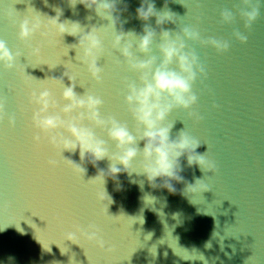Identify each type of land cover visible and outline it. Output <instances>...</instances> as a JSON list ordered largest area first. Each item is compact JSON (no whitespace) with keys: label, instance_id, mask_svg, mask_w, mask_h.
Segmentation results:
<instances>
[{"label":"water","instance_id":"water-1","mask_svg":"<svg viewBox=\"0 0 264 264\" xmlns=\"http://www.w3.org/2000/svg\"><path fill=\"white\" fill-rule=\"evenodd\" d=\"M125 2L122 28L141 34L144 24L136 18L139 0ZM163 5L164 0H155L157 11ZM57 7L62 9L58 22L69 29L78 22L85 31L96 27L101 32L100 84L79 62L73 49L78 37L49 30L47 16L55 17ZM232 7L229 0L168 2L180 26L194 27L203 38L227 40L230 45L217 53L210 46L189 43L206 73L193 85L197 95L193 110L201 118L193 122L178 110L166 120L172 123L170 139L186 130L200 141L197 152L215 163V174L202 181L210 190L197 189L185 196L181 183L172 194L152 188L142 175L121 171L119 190L117 182L106 177L104 189L111 201L98 198L102 185L87 181L98 169L108 171V159L96 167L86 164L84 178L73 174L47 138H36L29 102L33 92L47 89L62 106L63 88L53 78H64L68 86L71 77L77 95H98L103 101L101 116L115 117L134 134L123 94L125 81L136 80V75L112 50L111 33L104 36L100 27L108 22L65 0H0V39L21 53L14 71L0 68V103L6 117L16 116L14 128L8 127L7 118L0 124V264H264V7L247 30L239 17L233 25L221 23L220 10ZM24 20L40 21L43 35L20 41L18 25ZM148 24L155 29V18ZM164 28L175 31L177 25ZM234 29L247 36L245 44L232 37ZM158 43L157 39L151 50L157 57ZM36 48L39 52L33 55ZM97 135L103 133L98 130ZM108 145L114 150L115 145ZM137 147L142 149L143 141ZM64 156L79 163L78 152ZM137 163L133 161V167ZM182 175L189 184L204 178L197 166L185 167ZM89 224L98 228L103 248L77 231Z\"/></svg>","mask_w":264,"mask_h":264},{"label":"clouds","instance_id":"clouds-1","mask_svg":"<svg viewBox=\"0 0 264 264\" xmlns=\"http://www.w3.org/2000/svg\"><path fill=\"white\" fill-rule=\"evenodd\" d=\"M72 8L81 4L91 10L101 20L108 23L102 25L104 36L111 33V48L119 53L126 69L136 75V80H126L124 83L123 102L134 121V134L127 124L120 122L113 116L102 117L100 109L102 99L92 92L77 95L74 92L75 84L71 77H67L68 86L64 78L59 79L63 88L60 101L62 106L47 89L35 91L31 94L29 102L33 105L32 124L41 136L47 138L49 144L58 153L64 165L78 177L85 176L86 164L93 167L98 162L108 159L109 167L105 172L98 169V174L87 181L102 185L98 191L99 199L110 196L104 189L106 177H111L118 183L121 171L131 175L133 172L142 175L154 189H165L169 193H176V184H184L182 194L202 189L209 191L205 183L215 174V163L205 154L197 152L200 141L182 130L174 139H170L172 123H166L167 118L174 111H184L193 122L201 118L194 111L197 104V95L193 92V85L198 77L206 76L205 67L200 62L195 50L189 46L199 44L201 47H212L217 53L229 49L227 40L203 38L200 31L190 26H180L177 17L168 9L169 0H164L163 8L157 11L155 0H139L136 8V18L143 22V31L125 32L121 25V15L127 11L125 0H65ZM232 9L223 8L219 16L222 24L233 25L236 18L243 23L245 30L257 20L264 0H229ZM56 16L48 17L49 30L55 29L62 37L65 33L78 37L73 49L78 52L79 62L84 66L88 75L97 84L101 83V69L98 60L104 53L101 32L96 27L89 31L78 22H72L69 29L59 21L62 9L55 8ZM155 18L156 28L148 24ZM195 22H200V16L194 17ZM13 24L15 20H11ZM176 24L175 31L165 30L164 26ZM18 38L22 42L30 41L38 33L43 35V25L40 21L24 20L19 22ZM156 29H159L157 31ZM232 37L240 44L247 42V36L239 30H233ZM157 39L159 56L151 54L152 46ZM39 49H33L32 54L37 55ZM21 53L9 49L4 40L0 39V68L12 72L16 69ZM144 57V58H141ZM7 118L10 129L16 125L15 114L6 117L4 105L0 103V124ZM103 133L97 135V131ZM103 137V138H102ZM106 138V139H105ZM143 141V148L137 145ZM108 142L115 145L110 150ZM65 152L79 154V163L64 156ZM183 158V160H182ZM139 163L133 167V161ZM55 164L57 161L53 160ZM121 165V167H117ZM199 167L204 173L203 179H198L194 184H189L182 175L185 167ZM142 186V182H141ZM112 201V200H111ZM77 231L90 243H95L103 248L104 241L95 224L87 228L77 227ZM74 234H69L71 238Z\"/></svg>","mask_w":264,"mask_h":264}]
</instances>
